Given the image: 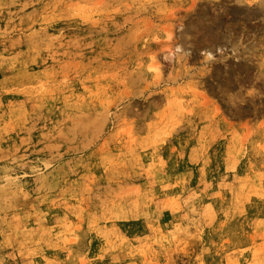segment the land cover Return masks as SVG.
<instances>
[{
	"label": "rangeland",
	"instance_id": "374dc122",
	"mask_svg": "<svg viewBox=\"0 0 264 264\" xmlns=\"http://www.w3.org/2000/svg\"><path fill=\"white\" fill-rule=\"evenodd\" d=\"M0 264H264V0H0Z\"/></svg>",
	"mask_w": 264,
	"mask_h": 264
}]
</instances>
